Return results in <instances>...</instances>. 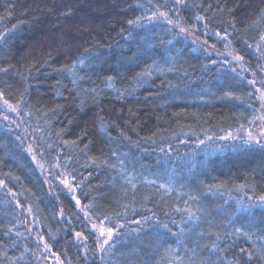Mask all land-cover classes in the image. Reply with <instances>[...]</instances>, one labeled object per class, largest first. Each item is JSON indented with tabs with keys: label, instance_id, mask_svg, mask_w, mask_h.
I'll list each match as a JSON object with an SVG mask.
<instances>
[{
	"label": "trees",
	"instance_id": "16d2710c",
	"mask_svg": "<svg viewBox=\"0 0 264 264\" xmlns=\"http://www.w3.org/2000/svg\"><path fill=\"white\" fill-rule=\"evenodd\" d=\"M186 1L183 19L191 12L227 37L254 71L250 48L264 35V0ZM175 7L0 0V96L18 107L36 145L73 174L88 216L127 224L95 264H264V205L249 201L264 197V147L222 140L255 122L256 92L228 59L149 21L156 12L174 17ZM205 137L217 140L201 145ZM0 180L46 242L61 246L57 205L1 112ZM64 208L75 213L71 201ZM84 233L97 259L94 235ZM33 257L17 209L0 192V264Z\"/></svg>",
	"mask_w": 264,
	"mask_h": 264
},
{
	"label": "rangeland",
	"instance_id": "374dc122",
	"mask_svg": "<svg viewBox=\"0 0 264 264\" xmlns=\"http://www.w3.org/2000/svg\"><path fill=\"white\" fill-rule=\"evenodd\" d=\"M175 14L170 18L162 12H156L149 21H162L173 26L177 32L183 36L194 39L209 54L214 56L217 61L228 59L229 66L248 77L250 84L256 92L258 103V116L255 122L241 130L231 131L222 137V140H245L258 144H264V35L250 48V54L254 61V71L249 72L243 65L242 59L237 56L229 39H222L221 35L208 31L200 19L189 12L187 20H184L182 13L184 9L189 8V2L186 0H175ZM171 21V23H169ZM183 30V31H182ZM254 81L255 83H251ZM18 107L11 106L0 96L1 118L4 120L8 129L15 132L16 136L24 144V148L29 155L32 163L40 173L50 197L57 205L58 217L62 227L63 242L61 246L51 247L42 234V228L37 219L33 216L29 208L21 203L16 193L11 191L4 181L0 180V192L8 197L10 202L17 209L20 221L28 234L30 243L34 249V257L31 261L25 260L18 264H95L101 255L104 247L119 234L120 230L127 226L124 223L100 224L93 221L85 212L84 207L76 204L72 196L77 198V190L73 174L62 166L58 158L53 155L44 153L35 143L31 130L22 125ZM217 139L205 137L199 140L201 145L213 143ZM243 198L242 195H237ZM251 199V198H250ZM252 203L264 205V200L251 199ZM67 200L75 206V213L67 216ZM73 218V219H72ZM153 216H146L145 222L152 220ZM131 224L133 222H130ZM141 222L139 221L138 224ZM113 229L111 237L108 236L107 230ZM101 229L104 230L102 236ZM85 231L92 232L96 244L97 259L90 254L89 244L85 237ZM79 233V235H77ZM108 243L105 244L104 241Z\"/></svg>",
	"mask_w": 264,
	"mask_h": 264
},
{
	"label": "snow or ice",
	"instance_id": "6c2138e0",
	"mask_svg": "<svg viewBox=\"0 0 264 264\" xmlns=\"http://www.w3.org/2000/svg\"><path fill=\"white\" fill-rule=\"evenodd\" d=\"M139 19V18H138ZM138 19L137 20H129L128 23L129 25H135L138 23ZM169 23H171V21H169ZM183 31V30H182ZM217 35H219V33H217ZM226 37H222V39H224ZM251 83H255L254 81H252ZM5 103H7V101H5ZM258 144H260V141H257ZM261 147H264V144H261ZM71 199L75 200L76 204L79 205L80 204V201L78 199L75 198V196H72ZM261 200H264V197H260ZM165 228H167V225L164 226ZM237 232H240L241 230L240 229H237L236 230ZM107 233H108V236L111 237L112 233H113V229L112 228H109L107 230ZM102 236L104 235V230L101 229V233H100ZM77 235H79V233H77ZM174 235V234H173ZM105 244L108 243L107 240L104 241ZM241 251H244L243 249H241ZM249 259H251V254H249Z\"/></svg>",
	"mask_w": 264,
	"mask_h": 264
},
{
	"label": "bare ground",
	"instance_id": "6f19581e",
	"mask_svg": "<svg viewBox=\"0 0 264 264\" xmlns=\"http://www.w3.org/2000/svg\"><path fill=\"white\" fill-rule=\"evenodd\" d=\"M257 43H258V42H257ZM257 43H256V44H257Z\"/></svg>",
	"mask_w": 264,
	"mask_h": 264
}]
</instances>
